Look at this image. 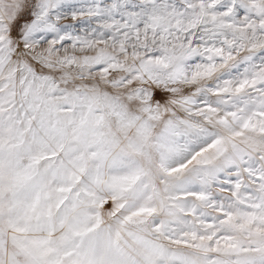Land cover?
I'll list each match as a JSON object with an SVG mask.
<instances>
[{
	"label": "snow or ice",
	"instance_id": "obj_1",
	"mask_svg": "<svg viewBox=\"0 0 264 264\" xmlns=\"http://www.w3.org/2000/svg\"><path fill=\"white\" fill-rule=\"evenodd\" d=\"M0 264H264V0H0Z\"/></svg>",
	"mask_w": 264,
	"mask_h": 264
}]
</instances>
